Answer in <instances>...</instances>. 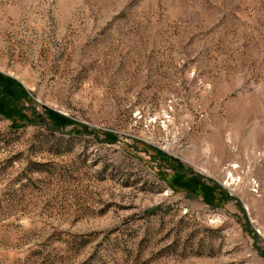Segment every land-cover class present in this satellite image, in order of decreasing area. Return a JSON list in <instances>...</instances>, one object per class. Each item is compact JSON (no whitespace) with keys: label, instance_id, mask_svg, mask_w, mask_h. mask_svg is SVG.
Returning <instances> with one entry per match:
<instances>
[{"label":"rangeland","instance_id":"1","mask_svg":"<svg viewBox=\"0 0 264 264\" xmlns=\"http://www.w3.org/2000/svg\"><path fill=\"white\" fill-rule=\"evenodd\" d=\"M0 78V264H264V0H0Z\"/></svg>","mask_w":264,"mask_h":264},{"label":"trees","instance_id":"2","mask_svg":"<svg viewBox=\"0 0 264 264\" xmlns=\"http://www.w3.org/2000/svg\"><path fill=\"white\" fill-rule=\"evenodd\" d=\"M9 108L10 107L8 106V104H6L4 100L0 99V113H2L3 115L7 114L9 111ZM12 128L16 129V128H18V126L13 125Z\"/></svg>","mask_w":264,"mask_h":264},{"label":"bare ground","instance_id":"3","mask_svg":"<svg viewBox=\"0 0 264 264\" xmlns=\"http://www.w3.org/2000/svg\"><path fill=\"white\" fill-rule=\"evenodd\" d=\"M233 167H236V165H235V166H233ZM233 167H232V168H233Z\"/></svg>","mask_w":264,"mask_h":264}]
</instances>
